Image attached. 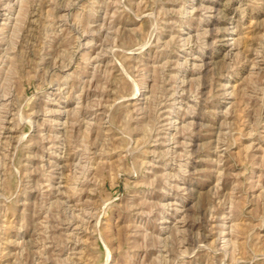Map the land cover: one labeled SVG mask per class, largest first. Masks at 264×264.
<instances>
[{
	"label": "rangeland",
	"instance_id": "1",
	"mask_svg": "<svg viewBox=\"0 0 264 264\" xmlns=\"http://www.w3.org/2000/svg\"><path fill=\"white\" fill-rule=\"evenodd\" d=\"M0 264H264V0H0Z\"/></svg>",
	"mask_w": 264,
	"mask_h": 264
}]
</instances>
